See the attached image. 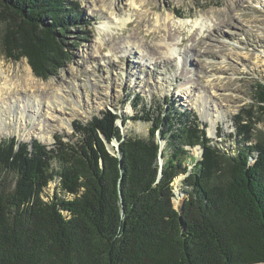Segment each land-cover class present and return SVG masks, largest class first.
<instances>
[{
    "label": "trees",
    "instance_id": "1",
    "mask_svg": "<svg viewBox=\"0 0 264 264\" xmlns=\"http://www.w3.org/2000/svg\"><path fill=\"white\" fill-rule=\"evenodd\" d=\"M88 24L75 1L0 0V53L25 58L46 80ZM254 86L253 103L233 116L231 151L175 110L131 117L150 122L145 136L122 139L115 121L126 119L103 110L73 122L75 140L56 136L51 148L1 139L0 264L264 263V82ZM114 138L121 158L106 149ZM186 146L202 153L182 181L180 211L172 182L193 159Z\"/></svg>",
    "mask_w": 264,
    "mask_h": 264
},
{
    "label": "rangeland",
    "instance_id": "2",
    "mask_svg": "<svg viewBox=\"0 0 264 264\" xmlns=\"http://www.w3.org/2000/svg\"><path fill=\"white\" fill-rule=\"evenodd\" d=\"M71 1L88 20V32L74 45L68 38L69 59L55 75L37 78L25 58L15 61L0 53V70L7 76L29 67L37 81L25 92L26 99L40 103V116L29 112L25 126L21 120L17 126L7 123L0 140H37L51 148L56 136L75 140L73 122L85 123L103 110L126 119L124 124L120 119L125 133L145 136L150 122L131 117L144 115L142 110L151 117L175 110L195 116L207 137L231 151L233 116L253 103L256 81L264 82V0ZM163 29L172 33L170 39L164 38ZM154 31L158 37L143 36ZM19 90L15 96L24 91ZM56 101L63 109H53ZM12 114L22 117L20 110ZM185 148L193 158L185 166L192 168L202 149ZM181 179L180 192L186 188ZM185 197L174 207L179 209Z\"/></svg>",
    "mask_w": 264,
    "mask_h": 264
},
{
    "label": "bare ground",
    "instance_id": "3",
    "mask_svg": "<svg viewBox=\"0 0 264 264\" xmlns=\"http://www.w3.org/2000/svg\"><path fill=\"white\" fill-rule=\"evenodd\" d=\"M179 22L181 24L184 23L183 21H179ZM137 24H139V23H137ZM135 28H136L135 30L138 33L143 32V30L140 29V25H136ZM163 30H164L163 33L165 34L164 38L166 40L170 39L172 37V33L168 29H163ZM159 31H162V29L159 28ZM134 35L135 34H133L131 36L133 38H135ZM143 36L145 38L150 37V36L152 38H155V37H158V33H157V31L149 32V33L147 32V33H144ZM157 46H158V49H160L162 45L160 46L159 44H156V47ZM117 48L119 49L121 47L119 46ZM158 49H156V50L158 51ZM187 53L188 52H185V55L183 57L184 62L186 60H188V57H187L188 54ZM181 71L183 72L182 66H181ZM35 81H37V80H35L33 78L32 74L30 72V69L27 66H25V68H22L20 70H17V71L15 70L13 72V76L9 75V74L7 76L6 74H3L2 70H0V131H3L2 127L4 125H6L7 123L8 124L13 123L14 126H17L18 120H19V122L21 120L23 123V126H25L28 123L26 120V117L30 115L29 112L36 113V116H37V114H39V116H40V103H37V104L32 103L31 97H28L26 99V95H25V92H27L29 90V88H31L34 85V83H36ZM19 89H23L24 91L19 92V93H21L20 96H15L14 93H16L17 91H20ZM28 92H30V91H28ZM11 93H12V96L10 95ZM16 95H18V94H16ZM18 102L20 105H18ZM52 105H53V107H56V108H53L55 110L63 109V107H62L63 105L57 101L52 103ZM18 110L21 111L22 117L18 116L15 119L13 117L12 113H14ZM36 116L34 115L33 117L36 118ZM35 120H33L34 123L32 125L36 124ZM19 126H21V125H19ZM180 179H181L180 176H177L175 179V184H176V188L174 190L175 196H176V199H174L175 203H178V200L182 196H184V193L180 192L177 188L179 185Z\"/></svg>",
    "mask_w": 264,
    "mask_h": 264
},
{
    "label": "water",
    "instance_id": "4",
    "mask_svg": "<svg viewBox=\"0 0 264 264\" xmlns=\"http://www.w3.org/2000/svg\"><path fill=\"white\" fill-rule=\"evenodd\" d=\"M116 121H119V124L116 123ZM115 121V124L118 125L121 129V133H122V139H124L126 137V134L123 130H122V126H121V120L120 118H117ZM156 136H157V143H158V154H157V163H158V175H157V179L156 181H158L161 177V170L163 168V164H164V157H163V149H164V146H165V140L162 139L160 136H159V131L157 130L156 131ZM105 142V146H106V149L107 151L111 154V155H116L118 156L119 158H121V154L119 152V141H117L115 138L112 139L110 142H107L106 140L104 141ZM199 147V146H198ZM202 153V152H201ZM201 156V155H200ZM190 170H191V167L188 168V170L185 172V173H181L177 176H181L182 179L181 180H184L185 176H187L189 173H190ZM176 176V177H177ZM174 181V180H173ZM172 185H173V182H172ZM181 187H182V184H181ZM180 190L184 193V195H186L185 191H186V188L184 189H181ZM172 193H173V197H172V203H173V206H174V198H175V192H174V187L172 186ZM182 205H183V201L182 203L180 204V211L182 210ZM175 208V207H174ZM177 209V208H176ZM178 209V210H179Z\"/></svg>",
    "mask_w": 264,
    "mask_h": 264
}]
</instances>
